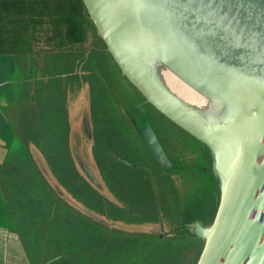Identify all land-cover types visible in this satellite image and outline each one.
<instances>
[{"label": "crops", "instance_id": "obj_1", "mask_svg": "<svg viewBox=\"0 0 264 264\" xmlns=\"http://www.w3.org/2000/svg\"><path fill=\"white\" fill-rule=\"evenodd\" d=\"M111 65L123 76L81 0H0V264H156L168 249L122 229L145 223L161 173Z\"/></svg>", "mask_w": 264, "mask_h": 264}, {"label": "water", "instance_id": "obj_2", "mask_svg": "<svg viewBox=\"0 0 264 264\" xmlns=\"http://www.w3.org/2000/svg\"><path fill=\"white\" fill-rule=\"evenodd\" d=\"M123 77L144 101L210 152L220 184L195 264H264V0H120L167 63L241 115L214 127L185 113L140 71L97 0H81ZM140 140L163 169L171 163L148 123Z\"/></svg>", "mask_w": 264, "mask_h": 264}, {"label": "trees", "instance_id": "obj_3", "mask_svg": "<svg viewBox=\"0 0 264 264\" xmlns=\"http://www.w3.org/2000/svg\"><path fill=\"white\" fill-rule=\"evenodd\" d=\"M192 139L198 142V144L200 145V148H197L193 151L197 153L196 157H198L201 161V164H197V162L195 161L197 167L199 165L206 167H204L205 169H202L200 167L199 170L196 168L197 170H193V173H188L190 175L189 178L191 179V181H189L187 185H185L184 182V188L182 187L183 184L181 183V188H183V190L180 189V186H173L174 184L168 177V173L176 174L178 176L181 175V173L185 172L186 167H176L175 162L173 161V158H171L168 154L164 143L162 142L161 144V142L159 141L171 163V167L169 169L161 168L148 154L156 167L159 169L161 176L156 179L154 183L156 196L152 200V212L147 213L145 211H137V213L139 214L138 216L141 217V220L139 221H156L157 215L162 214L164 218L168 219L169 222L172 223V227H175V230L171 233V235H165L161 233H136V235L151 236L156 237V239H163L168 243V249L161 254L159 260L156 261V264H175V262L176 264H195L202 247V241L194 236L190 232L189 228L185 226L199 223L200 221L193 220L192 222H184L182 224L175 225V223L172 222L173 218H176V216H184L186 214L187 216H189L198 207H200L203 213H206V220L207 222H209L208 225H210L217 208L219 200V193L217 190L218 188L214 187L215 176L208 167L209 156L211 157V159L213 158L209 150L203 144H201L193 137ZM180 159L181 158L178 157L176 161H178L180 163V166H182V162H180ZM204 199H208L207 201H205L207 202L206 205H203L202 203L204 202ZM199 200L201 202H199Z\"/></svg>", "mask_w": 264, "mask_h": 264}, {"label": "rangeland", "instance_id": "obj_4", "mask_svg": "<svg viewBox=\"0 0 264 264\" xmlns=\"http://www.w3.org/2000/svg\"><path fill=\"white\" fill-rule=\"evenodd\" d=\"M143 40L146 42V40L143 38ZM148 45V44H147ZM106 77L102 78H108L109 80H112L115 82L116 86V100L114 101L116 104L117 109L119 110V114L123 116L125 120L130 119L131 123L134 124V127L136 129L141 130L142 125L144 123H148L151 127L152 131L156 135L157 139L164 143L165 148L168 151V154L171 158H173V161L175 162V165L177 168L186 167L185 172L181 173V175L176 174H170L168 173V177L172 180L173 186L177 187L180 186V189L183 190L184 188V182L185 185L188 184L191 179L189 178L190 175L188 173H193V170H199L200 167L202 169H205L204 167L199 165L197 167V164H201V161L198 157H196L195 152H193L195 149L200 148V145L198 142L192 139L191 136H189L187 133H184L182 130L178 129L176 126L171 124L166 118H164L162 115H160L154 108H152L149 104H147L142 96L137 92V90L129 84V82L121 75H119V72L117 68L113 65L109 67L108 70L105 72ZM107 79V80H108ZM99 88L96 86L93 95H97L99 92ZM115 94L113 93V98L115 99ZM96 117L93 115V120H95ZM124 125L125 122H124ZM127 126V125H126ZM110 127L106 128L108 131ZM137 130V131H138ZM133 140V138H132ZM129 142H131L129 138ZM141 142V141H140ZM134 145V144H133ZM142 145V143H141ZM135 148L132 147V153L133 157L128 149V153L130 154L129 162L133 161H139L138 158L143 159L144 156L140 153L137 146L134 145ZM143 148V145H142ZM145 149V148H144ZM145 151V150H144ZM147 152V151H146ZM135 153V154H134ZM180 157V162L182 166H180V163L176 161ZM197 164H196V162ZM209 170L213 172L215 176V185L214 187L218 188V193L220 190L219 187V180L216 178V170L214 167V160L211 159L209 156ZM197 168V169H196ZM192 172H191V171ZM181 183L183 184V188H181ZM208 199H204L203 205H206ZM199 202H201L199 200ZM139 214L136 213L135 217L138 220H141V217L138 216ZM128 216H134V213H128ZM124 218V214H123ZM206 213H203V211L198 207L194 212H192L189 216H176V218H173V221L175 225L182 224V223H188L192 222L193 220L200 221L197 223L200 227H205V225H208L209 222H207ZM211 222V221H210ZM172 223L169 222L168 219L164 218L162 214L157 215L156 221L153 220H145V223H140L135 226H122V229L126 232H135V233H147V234H155V233H161L165 235H171V233L175 230V227H172ZM131 228V229H128ZM190 232L193 233V231H196V228H189ZM129 237V236H127ZM133 238V237H130ZM121 255V254H120Z\"/></svg>", "mask_w": 264, "mask_h": 264}, {"label": "bare ground", "instance_id": "obj_5", "mask_svg": "<svg viewBox=\"0 0 264 264\" xmlns=\"http://www.w3.org/2000/svg\"><path fill=\"white\" fill-rule=\"evenodd\" d=\"M97 1L134 63L168 100L185 113L215 128L220 127L219 120L224 113H231L234 123L239 121L240 114L234 113L228 105L190 83L167 63L120 0Z\"/></svg>", "mask_w": 264, "mask_h": 264}, {"label": "flooded vegetation", "instance_id": "obj_6", "mask_svg": "<svg viewBox=\"0 0 264 264\" xmlns=\"http://www.w3.org/2000/svg\"><path fill=\"white\" fill-rule=\"evenodd\" d=\"M130 122H131V121H130ZM131 124H132V123H131ZM142 127H143V125H142ZM141 130H142V128H141ZM141 130H140V131H141ZM139 137H140V133H139ZM158 141H159V140H158ZM159 143H160V142H159ZM144 148H145V147H144ZM162 148H163V147H162ZM147 153H148V152H147Z\"/></svg>", "mask_w": 264, "mask_h": 264}]
</instances>
